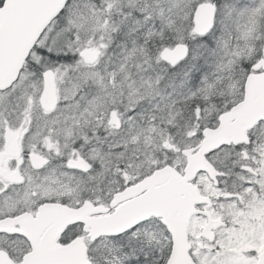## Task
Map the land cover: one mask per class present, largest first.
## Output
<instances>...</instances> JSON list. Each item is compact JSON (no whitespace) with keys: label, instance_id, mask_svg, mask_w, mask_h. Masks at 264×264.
Instances as JSON below:
<instances>
[{"label":"snow or ice","instance_id":"1","mask_svg":"<svg viewBox=\"0 0 264 264\" xmlns=\"http://www.w3.org/2000/svg\"><path fill=\"white\" fill-rule=\"evenodd\" d=\"M0 264H264V0H0Z\"/></svg>","mask_w":264,"mask_h":264}]
</instances>
